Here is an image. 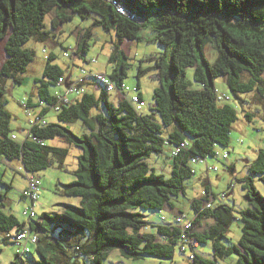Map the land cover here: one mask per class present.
<instances>
[{
    "label": "trees",
    "instance_id": "obj_1",
    "mask_svg": "<svg viewBox=\"0 0 264 264\" xmlns=\"http://www.w3.org/2000/svg\"><path fill=\"white\" fill-rule=\"evenodd\" d=\"M51 12L54 17L48 27L45 18ZM73 16L91 21L83 33H77L73 49L77 59L85 56L95 26L114 34L111 62L121 54L119 45L139 39L140 31L149 29L146 39L164 47L154 57L158 85L152 103L148 110H137L127 95H119L113 103L109 92L115 91L90 82L82 95L59 107L55 121L45 118V124L29 126L21 140L12 132L11 114L5 107L7 82L22 83L27 65L35 58V51L24 47L25 43L49 41L51 29ZM0 43L4 52L0 60V156L19 159L25 172L37 174L53 165L65 169L68 149L48 141L58 138L80 149L72 171L75 179L60 189L77 196L78 205L63 203L61 211L42 212L27 222L0 209L3 242H10L7 232L27 223L37 235L32 250L38 258H31L38 264H102L114 250L130 259L144 255L172 259L175 246L180 250L181 228L166 220L149 223L141 210L173 206L172 197L184 194V182L194 172L192 163L197 161L192 159L205 160L216 155V145L229 146L238 115L234 106L218 100L217 77L223 78L240 107L252 103V111L244 110L248 120L255 113L264 120V0H0ZM207 46L215 52L212 62L205 52ZM55 58L49 52L41 77L34 79V93L25 100L29 108L38 107L42 100L46 104L40 109L43 117L56 102L50 87L57 86L65 74ZM187 67L194 69L195 88L185 79ZM145 71L139 66L137 79ZM106 74L120 85L126 63ZM89 85L99 91L87 90ZM139 86L137 80L136 93L144 100ZM77 121L83 127L80 134L70 127ZM181 143L185 146L179 147ZM165 145L171 147L164 155L170 166L167 175L156 173L147 162L153 154L163 155ZM247 170L238 179L247 203L238 210L239 239L224 243L235 217L228 205L213 208V202H221L224 194L219 198L221 194L215 195L205 185L206 195L192 199L190 205L197 213L194 224L208 217L213 223L203 230L194 227L190 236L198 243L211 240L213 258L198 254L195 248L193 258L186 256V264H219L217 259L233 254L237 258L232 264H264V195L253 182L257 177L264 183V147L257 149ZM210 196L214 197L211 207L202 208ZM4 199L5 193H0V206ZM32 250L16 253L10 264H28L24 255Z\"/></svg>",
    "mask_w": 264,
    "mask_h": 264
},
{
    "label": "rangeland",
    "instance_id": "obj_2",
    "mask_svg": "<svg viewBox=\"0 0 264 264\" xmlns=\"http://www.w3.org/2000/svg\"><path fill=\"white\" fill-rule=\"evenodd\" d=\"M90 25L91 21L89 19H81L78 16H73L70 20L65 21L63 32L59 34L61 46L72 49L75 46V35L72 31H74L75 28H85ZM47 26L50 27L48 20ZM91 31L92 33L87 39L88 48L85 55L88 60L94 57L96 59V64L93 65L91 62L81 63L82 67L85 69H99V71L111 73L114 68L117 69L122 62H125L126 76L123 79V83L129 88H133L136 86L137 80H139L140 86L138 90L142 91L144 94V110H148L149 104L152 103L151 95L153 89L158 85V80L155 78L156 69L153 68L155 64L154 57L162 53L164 47L154 40L146 39L149 35V29L144 28L140 31L139 39L125 41L122 46L119 45L121 54L116 57L114 62H111L109 61V56L113 49V32L103 30L98 26L93 27ZM61 46H57L54 50L56 53L54 62L63 66L65 63L69 62V58L63 55ZM24 47L33 49L35 51V58L27 65V70L23 74L22 83H11V81H8L7 91L5 93V107L11 114L10 127L18 138L23 136L25 133L24 129L29 127L27 111L29 110L35 113L39 110L38 107V110L35 109L36 107H25L23 99L27 100V97L31 93H34V79L41 77L50 48L48 43L36 42L32 39L27 41ZM205 52L208 59L212 62L215 53L213 49L207 46ZM148 57L153 58L148 59ZM139 66L146 69V71L137 79L136 75ZM193 70V67L186 68L185 79L190 87L195 88V85L198 84L193 79ZM215 82L217 93L229 94L230 99L226 100V102L234 106L237 110L238 118L234 122L230 132L229 146L224 147L216 145L215 156H207L205 160L192 163L194 172L192 176L184 182V194L172 197L173 206L166 204L161 210H141V212L145 215L149 223L159 222L164 216L167 221H170L173 218L172 215L175 214H184L186 217L192 218L194 217V211L190 205L191 200L200 197L204 185H209L211 192L215 195L224 194V199H222L221 202L218 200L213 202V208L220 204L228 205L231 207L235 217L229 225L226 231V239H224V243L229 245L235 243L240 237L241 232L238 210L247 206L244 198V190L238 179L248 174L246 161L251 162L254 159V150L264 147V120L260 117V113H255L252 120H248L244 115V110L246 108V110L252 111L254 108L252 103L244 104V106L242 105V107H240L237 100L230 94L223 78L217 77ZM50 89L53 92L57 89V86H51ZM87 89H91V87L88 86ZM98 91L99 89L96 90V93ZM244 97L250 99V95H245ZM35 98L36 97L33 96V99ZM109 100L116 103L117 97L114 92H109ZM55 113V110H50L45 118L49 121H55ZM70 127L77 134L83 131L80 121L75 122L70 125ZM49 143L66 147L68 149V154L65 160V169H59L53 165L37 172L41 181L40 195L35 204L37 216L42 212H59L61 211L60 208L63 203L71 205H78L79 203V198L77 196L65 195L60 189L63 183L73 181L75 178L72 171L77 166V154L80 149L58 138L50 140ZM170 148V146L165 145L163 155L156 156L153 154L147 159V162L155 169L156 173L168 174L170 166L168 159H166L164 155L170 153ZM225 151L228 152L227 158L222 157ZM230 164L233 166L228 168L227 166ZM213 166L217 169H210V167ZM9 174H12L11 171H9ZM20 182L21 179L17 176L12 185L9 183L0 184V193H5V203L0 206V209L5 213L14 214L19 221H22L21 219H26L23 210L27 201L19 197L16 184ZM253 182L255 187L264 195V183L258 180L257 177L254 178ZM7 184H9V187ZM211 223H213V219L210 217L204 218L200 223L198 222L195 224V229L203 230ZM147 228L148 230H153L150 225H148ZM196 250L198 254L204 257L213 258L212 241L209 239L204 243H198ZM18 252L21 253L20 246L12 242L4 243L2 234L0 233V264H10ZM24 256L28 264H38L31 258L32 256L34 259L38 258L34 249L32 250V254H25ZM186 256L187 254L180 252L177 246H175L172 259H162L148 255H144L138 259H130L121 256L118 251H111L102 261V264H186ZM236 258L237 256L233 254L219 258L217 262L219 264H232Z\"/></svg>",
    "mask_w": 264,
    "mask_h": 264
},
{
    "label": "built area",
    "instance_id": "obj_3",
    "mask_svg": "<svg viewBox=\"0 0 264 264\" xmlns=\"http://www.w3.org/2000/svg\"><path fill=\"white\" fill-rule=\"evenodd\" d=\"M119 12L125 13V10L123 8H118ZM130 17L133 18V15L130 14ZM74 48L67 49L63 52V55L67 58H69V61L75 60L76 54L74 53ZM90 62L96 63V59L93 57L90 59ZM95 83L98 86H103L106 88L107 91H115L121 96L128 95L129 101L134 105L135 109L141 110L145 106L144 100L140 99L138 97V94L136 93V88H129L128 86L124 85V83H121L120 85H116V83L104 72H96V71H90L88 69H85L83 67L79 68V72L75 77H70V75L66 76L65 74L58 78L57 84L62 86V91L56 95V102L51 106V108L55 111L59 110V107L64 104L71 102L72 97H78L82 95L85 90L86 86L90 83ZM229 100V96L225 94H219L218 100ZM23 104L25 105V99H23ZM38 107L41 109L43 107H46V104L41 100L38 102ZM40 109L36 111L35 113H32L31 111H27L28 114V121L29 126L32 125H41L46 123L45 117L40 115ZM13 137H15L13 135ZM185 143H181L179 147H184ZM179 148L177 147L173 153H177ZM227 153L224 152L222 154L223 158H226ZM193 161H198L197 159H192ZM200 161L203 159H199ZM209 169V168H208ZM212 170H216L217 168L215 166L210 167ZM27 184L24 189L20 191V195L23 197L28 198L31 201L30 205H27L24 210L23 214L24 216L30 220L36 216V212L34 209V202L37 201L40 195V185L41 181L39 176L36 173H30L25 172ZM206 191L202 190L201 195H206ZM219 198H222L223 195L221 194L218 196ZM210 200L208 202H204L202 205V208L204 207H211V202L214 199L213 196H210ZM197 213L194 214V217H186L184 214H175L173 218L170 220L174 224L178 225L181 228V243H180V251L187 254L188 258H193L194 252L193 250L197 248L198 242L190 236L191 232L193 231V228L195 227L194 224V218L196 217ZM162 220H166V217H162ZM7 239L15 244H18L21 248V252H30L32 250V247L36 244L37 241V235L33 232H31L28 229V224L25 225L22 229L18 231H11L7 232L5 234Z\"/></svg>",
    "mask_w": 264,
    "mask_h": 264
},
{
    "label": "crops",
    "instance_id": "obj_4",
    "mask_svg": "<svg viewBox=\"0 0 264 264\" xmlns=\"http://www.w3.org/2000/svg\"><path fill=\"white\" fill-rule=\"evenodd\" d=\"M53 17H54V12H51L49 15H47L46 18H45L46 24H47V20H48L49 21V25H50V20ZM63 25H64V23H61L55 29H51V38L49 39V41L45 42V43H48L49 44V47H50L49 48V52L55 53L54 50L56 49V47L57 46H61V41L59 40V38H60L59 34H61L63 32ZM86 28L87 27H85V28H75L74 31H72V32H74V35H75V46L73 48H75L76 45H77V39H76L77 38L76 37L77 36V33L79 31L81 33H83V30L86 29ZM64 48H67V47H62L63 52H64ZM2 59H4V52H3L2 43H1V45H0V60H2ZM88 61L90 62V60H88L87 57H86V55H85V56H83L82 59H77L76 58L72 62L69 61V62L65 63L63 65V67L65 68V75L66 76L70 75V77L76 76L77 73L79 72V68L82 67V64L81 63H87ZM92 64L94 65L96 63H92ZM89 70L99 71V69H94V68L93 69L90 68ZM99 72H106V71H99ZM215 84H216V82H215ZM89 87H91V89H87V90H90V91H96L97 90L96 85H92V86L89 85ZM61 91H62V86L57 85V89H55L53 93L54 94L56 93V95H57ZM139 92L141 93L142 98L145 99L144 94L142 93V91H139ZM115 96L118 98L119 94L115 92ZM127 97H128V95H127ZM71 98L74 99V97H72V96H71ZM35 109H37V107ZM143 110H144V107H143ZM28 130H29V127L27 129H24L25 133L19 139L22 140L27 135ZM256 154H257V150H254V158H255ZM246 162H247L246 168H248L249 162L248 161H246ZM232 166L233 165L230 164L229 167H232ZM9 171H11L12 174H9ZM17 176L21 179V182L18 183V184H16L17 191L19 193V197L26 199V201H27V204L25 205V207H26L27 205H30L31 204V201L28 200V198L23 197V196L20 195V191L22 189H24L25 186H26V184H27L26 174H25V170L23 168L22 162L19 159L10 161V160H7V159L3 158L2 156H0V184H2V183H9L10 185H12V184H14V179ZM35 204H36V202H34V209H35ZM60 209H62V207ZM173 216L174 215H172V217ZM21 220L22 221H20V222H27L28 221L27 218L26 219H21ZM114 251H116V250H114Z\"/></svg>",
    "mask_w": 264,
    "mask_h": 264
},
{
    "label": "bare ground",
    "instance_id": "obj_5",
    "mask_svg": "<svg viewBox=\"0 0 264 264\" xmlns=\"http://www.w3.org/2000/svg\"><path fill=\"white\" fill-rule=\"evenodd\" d=\"M23 140V139H22Z\"/></svg>",
    "mask_w": 264,
    "mask_h": 264
}]
</instances>
